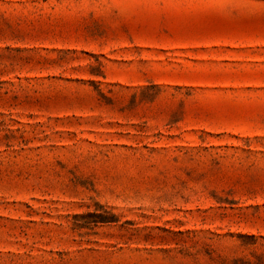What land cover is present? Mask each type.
Listing matches in <instances>:
<instances>
[{
    "label": "rangeland",
    "instance_id": "obj_1",
    "mask_svg": "<svg viewBox=\"0 0 264 264\" xmlns=\"http://www.w3.org/2000/svg\"><path fill=\"white\" fill-rule=\"evenodd\" d=\"M0 264H264V0H0Z\"/></svg>",
    "mask_w": 264,
    "mask_h": 264
}]
</instances>
